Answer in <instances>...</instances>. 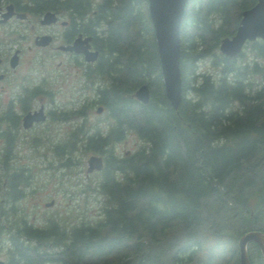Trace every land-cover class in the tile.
<instances>
[{"label":"trees","instance_id":"1","mask_svg":"<svg viewBox=\"0 0 264 264\" xmlns=\"http://www.w3.org/2000/svg\"><path fill=\"white\" fill-rule=\"evenodd\" d=\"M64 1L82 9L83 30L98 51L85 79L106 81L69 113L84 120L96 102L109 122L105 130L75 122L52 151L66 168L79 150L101 155L91 186L101 205L95 218L77 222L19 212L30 178L27 167L10 162V136L0 156L2 264H239L238 236L264 230V42L245 41L247 51L232 57L218 43L256 0L186 1L175 109L163 92L146 0ZM200 59L213 70L200 69ZM141 83L149 91L145 103L133 96ZM126 132L140 143L117 154L113 141ZM247 253L250 264H262L254 242Z\"/></svg>","mask_w":264,"mask_h":264},{"label":"rangeland","instance_id":"2","mask_svg":"<svg viewBox=\"0 0 264 264\" xmlns=\"http://www.w3.org/2000/svg\"><path fill=\"white\" fill-rule=\"evenodd\" d=\"M242 50L247 51V47L243 46ZM48 51L38 47L25 51L20 70H24L28 57H35L30 72L35 76V81L45 84L52 91L50 106L54 104L60 105V107L70 106L72 102L81 103L85 97H87L86 101H90L93 96L94 84L88 80L89 83L85 82L73 74V68H69L64 62H61L65 59L63 55H50ZM258 61L264 65V57L258 58ZM198 64L200 69L213 70L208 60L200 59ZM62 71L64 74H60ZM49 73L52 74L51 79L47 77ZM42 75H46V80L41 78ZM83 82V89H81L83 91L80 92V89L77 90L76 87L81 88ZM91 105L86 110L87 114L82 130L86 126L95 124L105 130L109 122L105 117V109L103 112H96L94 109L98 103L91 102ZM76 121L79 120L73 117L65 120L46 119L29 130L23 131L20 128L18 131L19 137H16L10 162L27 167L30 183L24 190V196L16 201V205L21 208L19 212L27 213L32 220L42 221L45 217L56 214L66 218L69 222H77L85 218H95L99 212L101 198L91 188L95 180V171L85 173L86 158L90 153L95 152L77 151L71 158L70 167L66 168L59 166V161L52 151V145L64 137ZM139 143L140 140L136 135L128 132L113 141V149L117 154H123L137 147ZM1 145L0 139V150ZM2 167L0 161V170ZM49 200H53V203L45 205L44 203ZM258 217L260 218L258 223L263 225L264 214H258ZM0 221L6 225L3 218L0 217ZM4 259L3 247L0 252V260Z\"/></svg>","mask_w":264,"mask_h":264},{"label":"flooded vegetation","instance_id":"3","mask_svg":"<svg viewBox=\"0 0 264 264\" xmlns=\"http://www.w3.org/2000/svg\"><path fill=\"white\" fill-rule=\"evenodd\" d=\"M43 1L46 2L44 7L38 5V0H0V139L2 141L0 153L10 136L12 142H15L16 137H19L18 131L20 128L23 131L29 130L46 119L65 120L64 118H74L69 110L75 108L77 110V107L82 105L84 101L82 100L81 103L72 102L70 106L60 107L56 104L50 106L52 91L45 84H39L35 81V76L30 72L35 57H28L24 70H20L25 51L38 47L39 49L49 50L50 55H63L65 59L61 62H64L69 68L72 67L74 70L72 73L85 82L87 81L84 76L85 71L94 66L98 57L97 49L91 44V35L83 30L86 22L81 15L82 9L68 7L64 0L62 5H58L59 0ZM47 10L53 13L54 20L49 23H41L40 18ZM4 13H7L6 17H4ZM88 24L92 25V23ZM94 24L96 23L94 22ZM40 35L49 36L45 45L36 44L35 40ZM78 36L81 38L90 36L88 40L89 49L97 51L94 60L86 61L81 52L60 47L70 45ZM60 74H64V72L62 71ZM51 75V73L48 74V79H51ZM45 77L46 75H42L41 78L46 80ZM88 81L93 84H105L106 82L97 78L93 82L89 79ZM83 85L84 82L81 84V88L76 87V89H80V92H82ZM101 107L98 112L104 111V107L102 105ZM38 109L41 110L44 118L38 121L31 120L29 125L24 126L23 117L35 113ZM105 117L108 118L106 113ZM75 119L79 120L76 121L77 124L78 122L82 124L84 121L83 118L81 119L78 116Z\"/></svg>","mask_w":264,"mask_h":264},{"label":"water","instance_id":"4","mask_svg":"<svg viewBox=\"0 0 264 264\" xmlns=\"http://www.w3.org/2000/svg\"><path fill=\"white\" fill-rule=\"evenodd\" d=\"M187 0H146L147 13L152 25L156 51L158 56L159 71L163 85V92L172 108H177L181 98V79L179 71V25L183 9ZM4 17L7 13H4ZM54 20L50 11H45L41 23ZM261 39L264 42V0H256L252 5L240 12L238 23L231 35L220 38L218 51L227 57L235 56L245 41ZM48 35H40L35 40L38 45L48 42ZM90 36L76 37L70 45L61 48L81 52L86 61H92L97 55L96 50L89 49ZM133 96L138 101L145 103L149 97L146 83L139 84L133 91ZM101 105L95 110H101ZM44 115L38 109L35 113L23 117V125L27 126L31 120H42ZM102 157L97 153H90L86 158L85 173L99 170L102 167ZM53 200L45 202L52 204ZM254 242L259 249L262 264H264V230L251 228L242 232L237 238L238 263L250 264L247 244ZM0 260V264H2Z\"/></svg>","mask_w":264,"mask_h":264}]
</instances>
